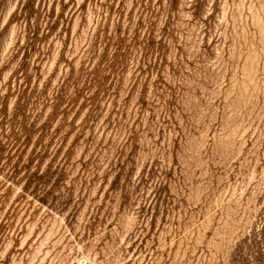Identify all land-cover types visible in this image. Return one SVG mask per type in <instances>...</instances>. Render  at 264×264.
Returning a JSON list of instances; mask_svg holds the SVG:
<instances>
[{
    "label": "rangeland",
    "instance_id": "obj_1",
    "mask_svg": "<svg viewBox=\"0 0 264 264\" xmlns=\"http://www.w3.org/2000/svg\"><path fill=\"white\" fill-rule=\"evenodd\" d=\"M0 264H264V0H0Z\"/></svg>",
    "mask_w": 264,
    "mask_h": 264
}]
</instances>
